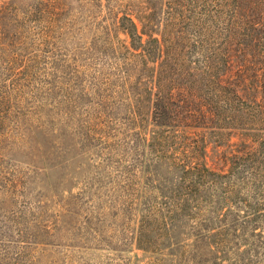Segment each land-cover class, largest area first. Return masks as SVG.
<instances>
[{
  "label": "rangeland",
  "instance_id": "rangeland-1",
  "mask_svg": "<svg viewBox=\"0 0 264 264\" xmlns=\"http://www.w3.org/2000/svg\"><path fill=\"white\" fill-rule=\"evenodd\" d=\"M166 3L0 0V264H176L128 243L137 220L111 210L133 133L150 141L160 132L148 74L128 65L131 39L120 22L129 16L145 40L162 41ZM88 126L108 144L87 142ZM228 152L210 140L207 164L225 168Z\"/></svg>",
  "mask_w": 264,
  "mask_h": 264
},
{
  "label": "trees",
  "instance_id": "trees-1",
  "mask_svg": "<svg viewBox=\"0 0 264 264\" xmlns=\"http://www.w3.org/2000/svg\"><path fill=\"white\" fill-rule=\"evenodd\" d=\"M166 5L162 41L145 40L129 16L120 22L131 39L128 65L148 74L144 92L160 132L150 141L133 133L111 210L137 220L128 243L176 264H264V0ZM88 127L87 142L108 144ZM210 140L229 147L223 169L206 162Z\"/></svg>",
  "mask_w": 264,
  "mask_h": 264
}]
</instances>
